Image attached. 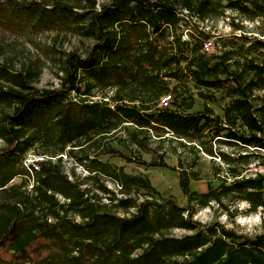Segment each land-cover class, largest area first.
<instances>
[{
    "label": "trees",
    "instance_id": "trees-1",
    "mask_svg": "<svg viewBox=\"0 0 264 264\" xmlns=\"http://www.w3.org/2000/svg\"><path fill=\"white\" fill-rule=\"evenodd\" d=\"M226 1L225 8L251 20L264 15V0ZM97 4L98 0H0V58L11 37L33 42L39 34L57 30L94 40L85 56L67 55L64 75L55 87L35 85L43 73L39 61L16 73L0 65V138L5 142L0 147V264H264V232L250 235L195 219L198 207L223 205L226 198L247 201L254 210L264 208L263 173L235 176L198 192L192 189L191 172L182 169L180 187L187 205L174 196L147 198L139 204L126 199L122 203L137 210L119 216L98 210L58 162L69 146L80 147L125 124L136 127L137 141L143 131L162 129L193 142L215 122L217 135L225 130L229 138L264 149V101L255 105L252 100L254 92L264 88V59L252 55L264 52V39L252 41L243 56L229 50L208 53L201 45L197 57L191 58L173 50L180 38L169 40L168 29H176L183 20L179 9L206 19L212 0H111L99 10ZM161 40H167L169 48ZM183 61L201 86L227 90L231 100L225 120L213 117L209 107L184 113L172 106L160 108V100L159 108L150 106L148 98L163 97V78L177 77L173 67ZM111 88L115 92L108 100L90 99L96 89ZM238 123L246 128L243 134L235 129ZM40 144L44 151L34 152L49 158L32 176L24 159ZM18 177L22 181L14 182ZM116 177L123 185L152 187L142 176L121 170ZM69 210L78 212L82 221L68 218ZM171 228L193 233H163Z\"/></svg>",
    "mask_w": 264,
    "mask_h": 264
},
{
    "label": "rangeland",
    "instance_id": "rangeland-1",
    "mask_svg": "<svg viewBox=\"0 0 264 264\" xmlns=\"http://www.w3.org/2000/svg\"><path fill=\"white\" fill-rule=\"evenodd\" d=\"M110 1L98 0L97 9ZM212 1L210 16L206 19L179 9L183 20L176 29H168L169 40L173 36L180 38L173 50L190 54L194 58L197 57L196 50L201 45L204 46L205 41H212V51L229 50L234 56H243L247 54V47L252 41L256 38L264 39V15L251 20L234 9L225 8L226 0ZM76 11L83 10L77 8ZM7 42L0 65H5L12 73H16L39 61L43 73L35 85L47 88L60 84L67 55L77 52L85 56L94 40L72 31L59 34L57 30H51L39 34L33 42L17 37H11ZM160 44H167L169 48L167 40H161ZM252 55L259 60L264 59L262 51H253ZM198 61L195 59V66ZM187 66L188 62L183 61L179 67H173L177 71V77L163 78L166 90L161 97L172 93L171 106L175 110L201 113L209 107L213 110V117L220 116L225 120V106L231 100L227 90L201 86ZM95 92L96 96L90 99L97 102L108 100V97L114 95L115 89H96ZM71 98L76 100L75 92L71 94ZM145 98L147 100L146 95ZM148 100L153 109L159 108V97ZM252 100L255 105L264 101V88L257 89ZM189 104H192L191 107ZM217 128L215 122L211 123L204 132L196 135L193 142L177 138L162 129L143 131L140 133V141H137L136 127L125 124L106 136H94L91 142L80 147L69 146L60 155L61 160L58 159L59 155L53 159L55 162L59 160L63 172L85 191L98 210L131 216L137 208H127L122 203L123 200L139 204L147 198L161 200L174 196L179 204L187 205L188 198L180 187L182 169L191 172L192 189L198 192H207L210 186L217 188L223 180L231 181L235 176H255L259 172L264 174V149L229 138L226 134L228 131L225 130L217 135ZM235 129L239 134L246 131L240 123ZM4 145V140L0 138V147ZM34 151L42 152L44 148L40 144L31 150ZM152 162H165L166 165H150ZM120 170L131 176H142L151 182L152 187H136L129 183L123 185L116 177ZM21 181L22 177H18L14 182ZM58 196L61 202H65L62 195ZM66 214L72 220L82 221L74 210H69ZM195 219L206 225L220 223L250 235L264 232V208L254 210L247 201L233 198H226L223 205L211 202L207 207H198ZM163 233L182 237L193 231L171 228Z\"/></svg>",
    "mask_w": 264,
    "mask_h": 264
},
{
    "label": "built area",
    "instance_id": "built-area-1",
    "mask_svg": "<svg viewBox=\"0 0 264 264\" xmlns=\"http://www.w3.org/2000/svg\"><path fill=\"white\" fill-rule=\"evenodd\" d=\"M213 42L212 41H205L204 42V47L203 50L205 52H212L213 49ZM172 103V96L171 94H168L166 96H163L160 99L159 102V107L160 108H169L171 106ZM49 157L47 155H43V154H37L35 152H29L24 159V165L27 168V170L29 171V173L34 176V173L40 169V165L41 162L45 161L46 159H48ZM34 186V179L31 180L30 184H29V189L31 190Z\"/></svg>",
    "mask_w": 264,
    "mask_h": 264
}]
</instances>
